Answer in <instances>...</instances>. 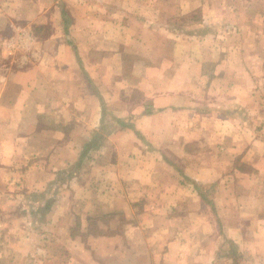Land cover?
I'll use <instances>...</instances> for the list:
<instances>
[{"label": "crops", "instance_id": "crops-1", "mask_svg": "<svg viewBox=\"0 0 264 264\" xmlns=\"http://www.w3.org/2000/svg\"><path fill=\"white\" fill-rule=\"evenodd\" d=\"M0 264H264V0H0Z\"/></svg>", "mask_w": 264, "mask_h": 264}, {"label": "rangeland", "instance_id": "rangeland-1", "mask_svg": "<svg viewBox=\"0 0 264 264\" xmlns=\"http://www.w3.org/2000/svg\"><path fill=\"white\" fill-rule=\"evenodd\" d=\"M227 31H228V29H227ZM226 33H227V32H226ZM226 33L223 32L224 35H225Z\"/></svg>", "mask_w": 264, "mask_h": 264}]
</instances>
